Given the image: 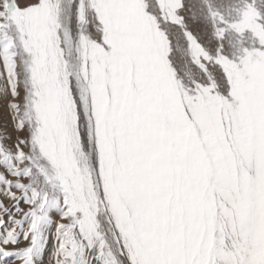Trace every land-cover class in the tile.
Instances as JSON below:
<instances>
[{
	"label": "snow or ice",
	"instance_id": "snow-or-ice-1",
	"mask_svg": "<svg viewBox=\"0 0 264 264\" xmlns=\"http://www.w3.org/2000/svg\"><path fill=\"white\" fill-rule=\"evenodd\" d=\"M0 264H264V0H0Z\"/></svg>",
	"mask_w": 264,
	"mask_h": 264
}]
</instances>
